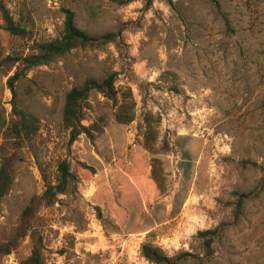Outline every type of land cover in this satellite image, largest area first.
<instances>
[{"label":"rangeland","instance_id":"374dc122","mask_svg":"<svg viewBox=\"0 0 264 264\" xmlns=\"http://www.w3.org/2000/svg\"><path fill=\"white\" fill-rule=\"evenodd\" d=\"M2 1L31 33L30 41L11 39L0 19L3 57L57 38L66 9L88 36L114 38L35 66L15 83L16 105L38 119L39 130L21 145L13 167L0 242L27 201L42 194V171L53 181L66 162L76 192L40 206L31 223L43 264H150L141 255L147 243L170 264H264V0H215L219 12L210 0ZM16 67L0 72V146L8 153L13 117L6 82ZM111 74L133 122L117 123L112 103L92 92L82 123H100L103 133L69 144L65 95ZM147 125L163 159L162 191L154 188L153 196L134 172L141 159L151 176ZM31 249L25 238L2 264H20Z\"/></svg>","mask_w":264,"mask_h":264},{"label":"trees","instance_id":"16d2710c","mask_svg":"<svg viewBox=\"0 0 264 264\" xmlns=\"http://www.w3.org/2000/svg\"><path fill=\"white\" fill-rule=\"evenodd\" d=\"M108 2L123 6L129 5L137 1H144L150 4L153 0H107ZM219 12V4L215 0H210ZM64 22L60 35L48 42L32 43L26 48L25 55H9L3 57L0 54V72L3 66L16 67V71L7 79V86L12 95V117L10 125L6 129L5 138L12 146V153H8L4 146H0V209L2 201L8 194L13 185V167L16 162L21 160L20 149L24 142L30 141L39 130V121L32 115L26 113L15 103V83L27 71L35 66L45 65L57 58L69 54L71 51L80 48H86L102 43L110 42L114 36L106 34L102 37H91L80 30L75 21V15L70 10H63ZM0 19L2 21L1 28L11 39L19 41H30L31 33L20 22L15 21L9 10L2 0H0ZM223 20L227 29H229L228 20L223 16ZM25 51V50H23ZM23 54V53H22ZM16 55V54H15ZM115 74H111L101 81L87 79L81 85L72 88L64 99L62 107V124L68 132L69 144L74 143L80 136H84L87 140L93 142L103 133V127L100 123H92L91 125H83L85 104L92 92L101 94L104 98L112 103L116 108L114 113L115 121L122 125H128L133 122L134 114L132 106L126 103H119L117 98V90L115 89ZM157 142L156 131L147 125L144 136V148L150 154L151 176H146L145 165L139 159L135 165V175L146 186L149 195H154V188L157 187L159 192L162 191L163 166L161 157L156 151ZM8 153V154H7ZM264 170V168H263ZM42 180L44 190L39 197H31L27 201L18 224L13 233L3 242H0V264L3 258L14 252L25 238H29L32 244L30 255L20 264H43L42 262V242L40 236L32 230L31 223L40 208V206H51L57 201L59 195L66 192H76V177L69 171V165L62 162L59 165L58 175L52 181L42 171ZM242 199H240L241 201ZM204 235H214L215 232H205ZM142 257L150 264H170L169 258L162 253L160 249L151 245L144 244L141 247Z\"/></svg>","mask_w":264,"mask_h":264}]
</instances>
